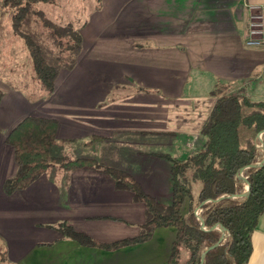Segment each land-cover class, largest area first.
I'll return each mask as SVG.
<instances>
[{
	"label": "crops",
	"instance_id": "obj_1",
	"mask_svg": "<svg viewBox=\"0 0 264 264\" xmlns=\"http://www.w3.org/2000/svg\"><path fill=\"white\" fill-rule=\"evenodd\" d=\"M258 5L264 0H119L110 17L76 30L82 39L76 63L59 71L53 92L16 107L3 94L1 253L15 264H166L173 228L115 251L82 247L51 228L66 223L104 243L138 235L145 206L117 189L104 168L125 172L151 197L169 199L170 165L154 155L188 150L172 136L189 140L192 115L204 112L200 133L216 101L200 88L223 80L227 70L238 79V25L248 6ZM30 71L37 81L31 65ZM27 116L56 121L54 157L92 159L99 168L54 165L26 189L5 194L4 182L17 172L6 138ZM251 244L248 264H264V212Z\"/></svg>",
	"mask_w": 264,
	"mask_h": 264
},
{
	"label": "trees",
	"instance_id": "obj_2",
	"mask_svg": "<svg viewBox=\"0 0 264 264\" xmlns=\"http://www.w3.org/2000/svg\"><path fill=\"white\" fill-rule=\"evenodd\" d=\"M53 1H3L4 6L15 10L12 16L14 28H18L21 21L28 25L27 16L32 15L44 31L21 34V38L31 58L35 78L47 93L53 92L60 70L73 68L82 44L80 33L72 25L58 26L34 8L38 3L51 4ZM212 94L217 98L200 129L202 147L185 159L154 155L170 165L169 203L163 204L144 193L125 172L104 168L117 189L130 192L136 203L145 206V220L138 235L104 243L66 223L51 229L61 238L82 247L115 251L148 242L157 229L173 228L175 237L166 264H248L252 252L251 237L264 212V163L259 169L249 170L250 189L246 197L231 199L227 196L244 190L238 171L257 162L260 156L254 140L241 141L240 129L254 133L264 130V98L253 102L243 94L220 95L218 89ZM2 97L0 90V103ZM56 130L55 120L34 116L23 118L10 130L6 143L13 149L17 172L4 182L5 194L26 189L54 165L99 168L92 159L72 161L54 157L52 148ZM197 182L200 189L193 196L192 184ZM199 205L201 223L195 212ZM219 224L225 228L227 237L222 238L219 230L210 229Z\"/></svg>",
	"mask_w": 264,
	"mask_h": 264
},
{
	"label": "rangeland",
	"instance_id": "obj_3",
	"mask_svg": "<svg viewBox=\"0 0 264 264\" xmlns=\"http://www.w3.org/2000/svg\"><path fill=\"white\" fill-rule=\"evenodd\" d=\"M3 1L0 0V90L6 95L5 102L6 104L11 103L10 106L23 105V98L30 104H34L48 93L42 90L38 81H35L32 77L30 71L32 61L21 34L32 32L40 34L44 31H42L36 17L32 15L27 16L29 18L28 25L21 21L19 27L14 28L12 16L15 10L4 6ZM118 2L119 0H54L51 4L38 3L34 8L41 11L45 19L58 26L70 24L75 30H81L86 28L87 24H90L89 21L94 17L104 19L110 17ZM248 16L249 12L247 11L245 21L238 25L237 42L234 44V47L240 49L237 70L238 79H235L234 71H224L223 80H216L215 84L209 81L205 88H200L202 90V93H200L206 95V98L216 99V95L212 94V92L217 89L220 91V95L243 94L253 102L264 98V48L247 44ZM208 56L209 58L211 57L210 55ZM201 82L204 83V79ZM210 104V101H206L204 105L202 104V111H206ZM203 116L204 112L192 115L190 123L192 135L189 136V140L185 135L179 136L175 134L172 136L179 139L180 143H183L182 139H184V145L189 143L188 150H182V147L177 150V143H174L175 152L168 151L165 153H169L173 158L185 159L192 153L197 152L203 144V138L199 133L200 125L204 119ZM262 135L261 132L254 133L250 130L240 129L241 141L243 142L246 138H250L255 141L258 149L261 147L259 136L261 137ZM172 137L167 136L166 139L172 140ZM262 139L264 141V136ZM260 159L261 152L257 161ZM247 173H249V170H246L244 175L247 176ZM243 187L245 189L244 184ZM199 189L200 183L192 184L193 196L197 195ZM159 201L167 204L170 200L161 198ZM199 209L201 208L197 206L196 214L198 212L201 213ZM224 234L226 235L227 233L225 232ZM2 245H4V242L0 241V264H15L6 258V253H1Z\"/></svg>",
	"mask_w": 264,
	"mask_h": 264
},
{
	"label": "built area",
	"instance_id": "obj_4",
	"mask_svg": "<svg viewBox=\"0 0 264 264\" xmlns=\"http://www.w3.org/2000/svg\"><path fill=\"white\" fill-rule=\"evenodd\" d=\"M247 11L249 12L247 26H248V40L247 44L255 47L264 48V5L258 6H248ZM263 154H261L262 159ZM258 160L254 164H257L261 161ZM260 167L257 166V169ZM252 168L244 167L239 171V178L244 177V172ZM247 175H249L247 173ZM246 178V176H245ZM201 211V209H199ZM200 214V212H198Z\"/></svg>",
	"mask_w": 264,
	"mask_h": 264
},
{
	"label": "water",
	"instance_id": "obj_5",
	"mask_svg": "<svg viewBox=\"0 0 264 264\" xmlns=\"http://www.w3.org/2000/svg\"><path fill=\"white\" fill-rule=\"evenodd\" d=\"M259 132H261L263 135H264V130H261V131H259ZM259 140H260V138H259ZM261 141V144H262V147H261V149H262V151H263V156H262V159H261V161L258 163V165L257 164H251V165H249V166H246V167H249V168H252V169H257V166L258 167H261L262 165H263V163H264V141H262V140H260ZM241 170V169H240ZM239 170V171H240ZM239 171H238V174H239ZM239 177V176H238ZM246 180H247V188L246 189H244L243 190V192H241V193H239V194H234V195H231V196H227V197H229V198H231V199H241V198H243V197H246L247 195H248V192H249V189H250V180H249V175H247L246 176ZM224 198V196L223 197H221L220 199H218V200H216V201H219V200H221V199H223ZM211 201H215V200H208L207 202H211ZM199 208H200V205H199ZM197 215V218L200 220V223H201V215L200 214H196ZM220 225V224H219ZM200 226H202V224H200ZM222 226V225H221ZM223 227V226H222ZM210 229H215L214 228V225L210 228ZM220 232H221V234H222V238H225L226 237V235L228 236V234H224V232H226V230H225V228L223 227V229L222 230H219Z\"/></svg>",
	"mask_w": 264,
	"mask_h": 264
},
{
	"label": "bare ground",
	"instance_id": "obj_6",
	"mask_svg": "<svg viewBox=\"0 0 264 264\" xmlns=\"http://www.w3.org/2000/svg\"><path fill=\"white\" fill-rule=\"evenodd\" d=\"M263 136L264 135H262L261 137L259 136L260 140H262V141H263V139H262ZM261 147H262V144H261ZM240 179L242 180V182H243V184L245 186V189H246L247 188V180H246L245 176L244 177H241ZM214 228L216 230H222L223 229V227H221L220 225H216V226H214Z\"/></svg>",
	"mask_w": 264,
	"mask_h": 264
}]
</instances>
